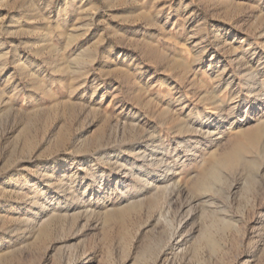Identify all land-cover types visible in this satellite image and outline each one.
<instances>
[{
  "label": "rangeland",
  "instance_id": "374dc122",
  "mask_svg": "<svg viewBox=\"0 0 264 264\" xmlns=\"http://www.w3.org/2000/svg\"><path fill=\"white\" fill-rule=\"evenodd\" d=\"M263 129L264 0H0V264H264Z\"/></svg>",
  "mask_w": 264,
  "mask_h": 264
},
{
  "label": "bare ground",
  "instance_id": "6f19581e",
  "mask_svg": "<svg viewBox=\"0 0 264 264\" xmlns=\"http://www.w3.org/2000/svg\"><path fill=\"white\" fill-rule=\"evenodd\" d=\"M263 126V125H262ZM258 127V126H257ZM259 129H261L260 127H259ZM258 129V130H259ZM253 131H254V129H252ZM257 130V129H256ZM264 130V129H263ZM262 131V130H261ZM246 132V131H245ZM259 132H260V130H259ZM243 133V132H242ZM252 133V132H251ZM255 133H257V132H255ZM244 134V133H243ZM253 135V134H252ZM258 135V134H257ZM259 135H260V133H259ZM247 137H250V135L249 136H247ZM245 138V137H244ZM256 143V142H255ZM232 152V151H231ZM234 152H236V151H234ZM230 153V152H229ZM229 153H227V154H229ZM235 155H236V153H234ZM230 155V154H229ZM234 156V155H233ZM232 156V157H233ZM230 157V156H229ZM161 158V157H160ZM231 158V157H230ZM154 161V160H153Z\"/></svg>",
  "mask_w": 264,
  "mask_h": 264
}]
</instances>
